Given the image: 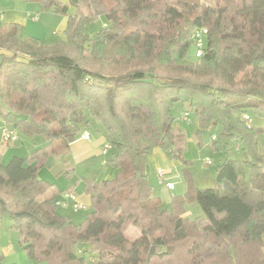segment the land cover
Masks as SVG:
<instances>
[{"label":"trees","instance_id":"obj_1","mask_svg":"<svg viewBox=\"0 0 264 264\" xmlns=\"http://www.w3.org/2000/svg\"><path fill=\"white\" fill-rule=\"evenodd\" d=\"M27 1L67 18L65 39L50 46L22 38L19 25L0 28V128L46 139L26 158L4 162L0 150V222L11 218L28 257L209 264L216 252L224 263L264 264V125L251 117L264 121V0ZM204 27L203 55L192 57V34ZM177 103L200 129L220 128L217 151L236 146L242 158L217 166L216 187L190 179L165 210L147 164L156 149L187 162ZM93 129L114 150L105 163L118 172L85 180L91 211L76 224L58 212L59 190L38 173ZM193 202L204 217H187Z\"/></svg>","mask_w":264,"mask_h":264},{"label":"rangeland","instance_id":"obj_2","mask_svg":"<svg viewBox=\"0 0 264 264\" xmlns=\"http://www.w3.org/2000/svg\"><path fill=\"white\" fill-rule=\"evenodd\" d=\"M14 6L16 8L19 6L21 11L23 8L26 9V14L31 15L30 24L27 27L20 28L21 31L19 35H21L22 38L28 37L36 39L45 46L53 45L59 40L65 39L67 18L62 15L46 12L42 9L39 3L29 2L27 0H0V28H4L6 25L10 24L7 16L8 12H10ZM32 17L37 18H35L36 20H33ZM102 24L103 19L100 18L93 22L87 28V30L92 34L93 32L100 29ZM92 39L94 40V38ZM195 55L196 47L193 44L190 49V56L195 57ZM93 68L96 69L95 66ZM187 110L188 107L181 103H177L173 109L175 126L180 128L185 133L187 140L184 154L185 161L187 162L184 163L178 161L180 163L179 169L176 171L173 170L172 175H170L172 177L171 182L174 185V189L169 190L166 185L159 182L157 173L160 168V163L159 160L155 158L153 153L149 157L147 164L149 183L152 186V196L153 198L160 201L162 208L165 210H172L174 197L184 195L188 191V181L190 179L193 180L194 184L201 189L216 187L215 179L217 166L222 164V162H224V160L227 158H242V153L237 151L236 146L231 147L228 152L217 151L211 142L213 136L217 137L219 135L220 128L202 130L199 128L197 121L192 114H190L192 122L184 121L182 117ZM251 117L254 126L257 127L264 125V121L254 117L253 114H251ZM96 127L97 129L101 128L100 124H98ZM93 133V137L98 135L95 129H93ZM18 135L21 138L22 143L27 141L34 146L37 145L36 141H38V147H41L44 143H46V139L43 136L35 135L30 140V136L28 134L18 132ZM261 141L264 142V138H262ZM1 145L0 138V148ZM34 150L35 149H31L30 152ZM113 152L114 150H109L108 157H110ZM60 158H50L47 165L41 168L40 171H43V169H45V171L52 169L53 173L58 175V171L65 165L64 159ZM103 158H105V156L103 157L99 153H94V155H91L89 160L92 161L94 164L93 166H88L85 164V161L76 163V165L71 163L75 169V172H73L71 176L76 177V180H79V183H81V178L93 177L98 180L113 178L114 174H116V170L110 166H102L101 162ZM207 160H210L213 165H205V161ZM7 161H9V157L6 156L4 158V162ZM39 173L38 176L39 179H41ZM63 175L66 176L65 173H63ZM168 177L169 176H167V178ZM64 181V179H60L61 183H64ZM61 201L66 202L64 199ZM63 207L65 206H60L58 212L61 215L70 218L76 224L81 223L91 211L89 208V210L76 212L71 205L68 208L65 207L66 210H64ZM186 210L187 217L192 220L204 217L203 210L196 202L188 204L186 206ZM12 224L13 221L8 215H4L0 222V250L4 256L3 264H47L46 261H36L28 257L27 253L20 246L19 233L17 230L12 228ZM211 251L213 252L214 249L212 248ZM222 259L225 258L220 254H216L215 252L214 258L209 264H229L228 261L227 263H224ZM185 260L186 259H183V261Z\"/></svg>","mask_w":264,"mask_h":264},{"label":"crops","instance_id":"obj_3","mask_svg":"<svg viewBox=\"0 0 264 264\" xmlns=\"http://www.w3.org/2000/svg\"><path fill=\"white\" fill-rule=\"evenodd\" d=\"M30 16L31 15L26 14V9L23 8L21 11L19 9V6H17V8L14 6V8H12L10 12H8L7 19L10 24L19 25V27L21 28V27H27L30 24ZM35 18L37 17H32L33 20H36ZM20 31L21 29H19V33ZM1 125L2 124L0 123V126ZM29 139L31 140L30 137ZM36 142H37V145H34V146L31 145V143L27 141L22 143L21 138L19 137L18 143H15V144L4 145L1 141L2 145H1L0 150L3 154V158L7 156L9 157V160L12 159L14 156L26 158L31 153L30 152L31 149H36L38 147V141ZM104 143L105 141L100 135H97L94 137L91 136L89 140L82 139V138L78 139L71 146L70 153L60 158V159H64L65 165L62 169L58 171V175L57 174L55 175L52 169L47 170V171L43 169V171H40L39 173L41 180H44L52 185H55L60 192L59 199L66 200L67 206L68 205L73 206L74 203L77 202L84 206V210H89V208L91 209V199L85 193V180L86 179L98 180V179H95L93 177L81 178L80 180L81 183H79V180H76V177L71 176L72 173L75 172L74 166L71 163L76 165V163H81L82 161H85V164H87L88 166H93L94 164L92 163L91 160H89L90 156L94 155V153H99L101 154V156L104 157L105 156L103 154ZM45 145L46 143H44L41 147ZM153 154L155 155V158L159 160V163H160L159 170L161 169L165 170L168 174L167 176H169L168 180L171 182L172 177L170 175H172L173 170L176 171L179 169L180 163L176 160H169L161 149H156L153 152ZM105 158L102 159V162H101L102 166H108L105 163V160H106ZM117 172L118 171L116 170V174ZM63 173H65V175L68 178L64 176ZM116 174H114V177L116 176ZM60 179H64L65 180L64 183H61ZM109 179H112V178H109ZM109 179H99V180H109ZM67 195H72L76 200L74 201L73 199H65ZM67 206L65 207L68 208L69 206L68 207ZM65 207H63L64 210H66Z\"/></svg>","mask_w":264,"mask_h":264},{"label":"built area","instance_id":"obj_4","mask_svg":"<svg viewBox=\"0 0 264 264\" xmlns=\"http://www.w3.org/2000/svg\"><path fill=\"white\" fill-rule=\"evenodd\" d=\"M208 33V29L207 28H198L194 31V33L192 34V40L195 44L196 47V57H201L203 55V51H204V43H205V38L206 35ZM243 118L246 120L247 124H249V118L248 116H243ZM182 119L186 122H191V117L190 115L186 112L184 113ZM0 136H1V141L4 145H8V144H15L19 141V136L17 134V132L12 129L9 128L7 126H3L0 128ZM82 139H86L89 140V134L85 133L82 136ZM110 149L109 145H106L103 149V154L105 155ZM205 165L207 166H211L212 162L210 160L205 161ZM158 179L159 182L161 184H164L167 186V188L169 190H173L174 189V185L173 183H171L168 178H167V172L165 170H159L158 171ZM65 199H73L74 201L76 200L72 195H67L65 197ZM57 205L60 206H67V202H62L61 200L57 201ZM73 208L76 212H82L84 211V206L82 204L79 203H74Z\"/></svg>","mask_w":264,"mask_h":264}]
</instances>
